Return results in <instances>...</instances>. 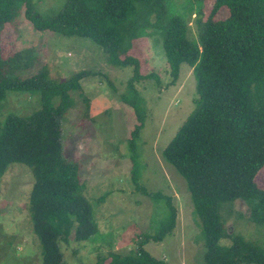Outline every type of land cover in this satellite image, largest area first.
<instances>
[{"label": "trees", "instance_id": "1", "mask_svg": "<svg viewBox=\"0 0 264 264\" xmlns=\"http://www.w3.org/2000/svg\"><path fill=\"white\" fill-rule=\"evenodd\" d=\"M194 1L200 5L206 0ZM210 1L207 19L197 20L196 41L189 34L187 17L172 13L170 0H66L51 14H41L33 0H0V107L10 92L38 96L40 102L32 114H11L0 122V181L12 164L31 170L34 183L28 210L42 264H65L61 244H68L71 236L84 242L99 234L79 165L65 157L62 139L63 120L75 105L72 94L82 91L80 81L93 72H79L62 82L49 79L45 68L20 77L18 72L32 68L35 57L30 52L4 57L2 32L21 12L39 32L90 39L110 54L116 66L134 67L120 99L138 122L129 140L132 181L138 192H145L140 184L144 166L139 139L147 115L136 83L156 75L141 73L138 59L129 54L132 44L138 38L158 36L173 85L183 64L193 70L195 108L163 150V158L184 179L200 221L197 226L206 243L202 264H264V249L229 235L221 219L225 203L241 201L250 220L264 224V189L256 181L264 168V0ZM223 9L227 17L218 18ZM148 196L167 210L155 235H146L137 250L100 256L93 264H169L145 245L150 239L162 242L173 233L177 210L170 197ZM226 238L230 244L221 245Z\"/></svg>", "mask_w": 264, "mask_h": 264}, {"label": "rangeland", "instance_id": "2", "mask_svg": "<svg viewBox=\"0 0 264 264\" xmlns=\"http://www.w3.org/2000/svg\"><path fill=\"white\" fill-rule=\"evenodd\" d=\"M33 1L41 14H51L66 0ZM211 5L210 0L200 5L194 0H170L172 13L187 17L189 34L196 41L197 20L207 19ZM22 13L2 32L4 57L19 52H30L35 57L32 68L18 72L20 77H31L45 68L49 79L62 82L79 72H93L80 81L82 91L72 94L75 105L63 120L62 139L65 157L79 165V178L86 185L85 195L95 207L99 234L84 242L76 241L73 235L68 244L62 243L64 263L93 264L100 256L137 250L146 235H155L166 215L165 204L157 205L148 196L160 193L170 197L177 210V221L171 235L162 242L150 239L145 248L169 264H202L206 243L200 237L197 226L200 221L193 212L184 179L162 155L195 108L197 83L193 70L183 64L173 85L158 36L138 38L132 44L129 54L138 59L141 73L156 75L136 83L147 115L139 139L144 166L140 184L145 192H138L132 181L129 157V140L138 122L133 110L120 99L134 76V67L116 66L110 54L90 39L39 32ZM227 15L223 9L218 18L225 19ZM38 109V96L10 92L0 107V122L11 114L27 116ZM256 181L264 189V168ZM33 183L31 170L17 163L9 167L0 181V264H42L40 241L33 231L28 210ZM221 219L229 235L242 237L264 249V224L250 220L243 202L225 203ZM220 244L228 245L230 239Z\"/></svg>", "mask_w": 264, "mask_h": 264}]
</instances>
